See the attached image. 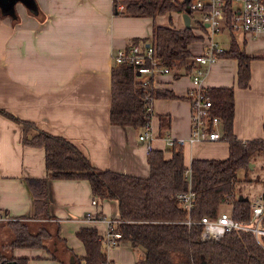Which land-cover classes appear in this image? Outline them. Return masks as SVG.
<instances>
[{
  "label": "crops",
  "instance_id": "1",
  "mask_svg": "<svg viewBox=\"0 0 264 264\" xmlns=\"http://www.w3.org/2000/svg\"><path fill=\"white\" fill-rule=\"evenodd\" d=\"M155 23L185 26L182 12L155 17L121 14L115 12L113 0H0V106L67 137L99 168L148 176L150 149L139 139L142 129L111 122V71L116 50L135 43L137 37L150 38ZM196 23L195 31L198 19ZM217 38L229 47V33ZM236 41L251 57L249 85H239L238 60L228 56L207 67L204 84L233 87L234 134L242 140L263 138L264 32L247 33ZM174 73L172 69L153 76L155 87L170 88L177 95L155 97L151 103L150 124L157 135L152 147L162 149L166 158L172 156L167 137L187 138L191 132V106L185 98L191 76ZM160 114H170L166 130L160 129ZM22 136L21 126L0 113V209L15 218L32 219L35 200L27 178L47 175L45 152L42 146L25 144ZM183 149L189 168L193 158L227 157L229 142L187 140ZM48 192L51 219L46 223L53 228L58 222L60 236L73 250L63 251L64 244L59 245L61 257L66 264H86L77 231L93 226L106 235L108 223L102 217L119 216L117 201L95 196L88 180L81 178H50ZM89 211L92 218L87 217ZM0 229H5L1 223ZM2 233L8 235V230ZM11 253L29 257L28 264H62L41 247H16ZM107 254L114 264H145L143 250L130 240L121 239L107 248Z\"/></svg>",
  "mask_w": 264,
  "mask_h": 264
},
{
  "label": "trees",
  "instance_id": "2",
  "mask_svg": "<svg viewBox=\"0 0 264 264\" xmlns=\"http://www.w3.org/2000/svg\"><path fill=\"white\" fill-rule=\"evenodd\" d=\"M115 12L134 16H151L170 11H186V0H113ZM119 3L124 4L119 9ZM193 16V11H190ZM230 15V13H229ZM201 37L195 26L176 27L156 24L150 38H135L136 42H151L154 53L163 64L175 71V76L192 69L190 42ZM222 56L238 60V83L248 86L250 56L240 48L236 39ZM213 100V113L222 118L223 139L229 142V155L224 158H193L190 166L185 164L182 145L171 147L172 156L166 158L164 151L152 148L148 161V176H138L95 166L90 158L70 139L40 128L36 122L19 117L0 106V113L17 122L23 132L25 144L42 146L45 152L47 175L28 177L27 182L35 200V218H12L2 223L8 230V238L0 246V264L15 259L17 264H28L29 257L14 256L16 247L45 248L54 259L66 264L58 246L63 251H73L60 236V224L51 228L46 220L49 211L48 182L50 178H81L91 185L95 196L114 199L118 204L115 229L122 233L121 239L130 240L134 247L144 252L141 263L145 264H264V247L251 232L233 230L221 238H203L201 225L185 222L187 211L177 200V193L192 188L196 193L193 218L202 215L217 216L223 203H229L235 218L250 214L248 199L234 196L239 170L249 168L254 157L262 152L264 138L243 142L233 132V87H209ZM155 97H177L170 88L155 87L138 79L134 68L126 62L115 63L111 71V122L133 125L142 129L151 122L149 106ZM170 114H160V129L170 126ZM162 133V132H161ZM190 169L189 176L186 170ZM229 196L230 200L225 199ZM232 197V199H231ZM77 236L85 246L86 264H114L108 257L107 245L98 229L82 226ZM78 260L81 258L76 256Z\"/></svg>",
  "mask_w": 264,
  "mask_h": 264
},
{
  "label": "built area",
  "instance_id": "3",
  "mask_svg": "<svg viewBox=\"0 0 264 264\" xmlns=\"http://www.w3.org/2000/svg\"><path fill=\"white\" fill-rule=\"evenodd\" d=\"M191 11L199 10L201 20L197 25V33L201 35L199 39L190 42L192 51V69L189 72L192 86L187 90L185 98L191 106V132L189 137H167V144L184 145L187 140L212 141L223 139L222 118L213 113V100L209 95V87L204 84V76L207 67L214 63L226 47L217 38L222 32L230 34L231 38L239 39L247 33L264 32V0H188ZM124 4L119 3V9H123ZM230 13V15H229ZM200 25V26H199ZM198 47V49H197ZM117 63L126 62L134 68V71L141 74H150L149 78H139L143 83H154L158 73L172 71L163 64L160 56L155 55L154 46L149 42L132 43L128 47L119 48L114 54ZM151 111V105L149 106ZM157 135L152 131L151 124L147 123L139 133V139L146 143L149 149L153 147V140ZM264 138V137H263ZM247 140H243L246 142ZM264 152V147L262 148ZM190 169L186 170L189 176ZM243 195V196H240ZM237 194L236 198L248 199L250 202V214L246 218L238 219L232 214L231 208L222 209L217 216L202 215L193 218L192 210L195 207L196 193L192 188L177 193L176 197L179 205L187 211L185 222L189 225H201V235L203 238L219 239L226 232L233 230H245L251 232L260 245L264 247V191L257 197L250 198L245 194ZM227 202L229 196L225 198ZM232 199V197H231ZM96 202V199L93 200ZM93 212H87V217L92 218ZM12 218L4 210L0 209V222L8 221ZM108 223L106 235L103 236L107 247L115 246L120 242L122 233L115 229L116 223L120 221L116 218L102 217Z\"/></svg>",
  "mask_w": 264,
  "mask_h": 264
},
{
  "label": "rangeland",
  "instance_id": "4",
  "mask_svg": "<svg viewBox=\"0 0 264 264\" xmlns=\"http://www.w3.org/2000/svg\"><path fill=\"white\" fill-rule=\"evenodd\" d=\"M196 19L201 20V12L199 10L193 11V19L192 23L196 26ZM227 33V32H225ZM225 45L228 44L227 41L224 42ZM254 166L249 168H241L239 170L238 174V180L236 182L237 187V194H245L249 196L250 198L257 197L261 192L264 191V152L260 151L255 157H254ZM230 208L229 203H223L221 205V209L228 210ZM1 225H3L1 223ZM5 229H0V244L4 240L8 238V235H6ZM3 240V241H1ZM179 262L177 261V264Z\"/></svg>",
  "mask_w": 264,
  "mask_h": 264
},
{
  "label": "water",
  "instance_id": "5",
  "mask_svg": "<svg viewBox=\"0 0 264 264\" xmlns=\"http://www.w3.org/2000/svg\"><path fill=\"white\" fill-rule=\"evenodd\" d=\"M188 0H186L187 2ZM191 8L189 5L186 6V11L183 12V18H184V22H185V26H191V14H190ZM137 74H139V72H137ZM254 166V162L250 163V167ZM243 196V195H240ZM244 199V198H242ZM3 264H17V260L15 259H11V260H7L5 261ZM227 264H231V263H227Z\"/></svg>",
  "mask_w": 264,
  "mask_h": 264
}]
</instances>
